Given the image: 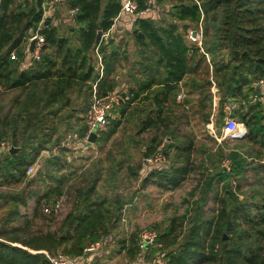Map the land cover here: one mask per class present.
<instances>
[{"label": "trees", "instance_id": "obj_1", "mask_svg": "<svg viewBox=\"0 0 264 264\" xmlns=\"http://www.w3.org/2000/svg\"><path fill=\"white\" fill-rule=\"evenodd\" d=\"M65 1L68 11H77L69 18L72 25L66 34L46 16L45 0H0V144L10 141L15 147L0 156V209L12 207L2 216L0 264H52L46 253H63L85 264L86 249L110 236L124 218L126 202L101 196L98 191L101 169L69 191L72 207L63 220L48 206L50 202L56 205L54 197L66 194L72 178L62 173L70 163L60 132V123L74 118L75 113L67 111L74 103L71 94L87 92L85 99L90 104L94 85L101 96L116 91L117 72L130 59L126 44L122 40L119 44L111 33L122 0ZM138 1L142 8L145 0ZM163 1L159 7L165 2L169 5L162 24L152 16L118 20L117 25L132 22L129 37L138 45L137 57L126 67L128 87L121 86L128 98L119 107L121 115L141 106V113L147 115L140 122L144 133L161 127L167 130L180 119L174 115L176 109H192L205 123L213 114L217 116L222 123L216 126L219 135L230 116L247 126L249 147L224 155L222 161L227 160L228 166L212 160L213 167H205V159L204 164L195 163V139L180 141L171 132L172 143L164 149L168 157L175 149L171 163L150 169L144 184L172 191L193 174L199 172L200 177L183 214L171 217L165 227L155 226L156 237L147 250L150 255L162 254L165 264H264V108L259 100L254 101L261 92L257 82L264 79V0H200L204 45L211 64L187 38L190 24L198 26L202 20L196 2ZM41 24L45 45L41 58L35 59L27 55L25 47ZM99 31L109 34L97 43ZM211 36L214 38L207 42L206 37ZM97 52L104 66L102 77ZM181 82L188 96L183 103L177 101ZM89 104L82 111L85 115ZM108 125L98 141H109L118 132L121 119L111 116ZM75 126L69 125V129ZM86 130L85 124L79 130L82 137ZM160 144L154 136L144 145L143 159ZM55 148L59 153L40 160L44 151ZM36 164L39 167L30 175L28 169ZM142 165L143 161L128 170L138 175ZM116 174L117 170L112 171V176ZM19 185L22 187L16 191L3 190ZM30 199L35 201L31 213L22 212ZM47 207L49 213L44 210ZM40 221L49 224L38 226ZM140 237V231H134L120 239L119 252L132 261L140 259Z\"/></svg>", "mask_w": 264, "mask_h": 264}, {"label": "rangeland", "instance_id": "obj_2", "mask_svg": "<svg viewBox=\"0 0 264 264\" xmlns=\"http://www.w3.org/2000/svg\"><path fill=\"white\" fill-rule=\"evenodd\" d=\"M162 1L163 0H159V3ZM166 4L169 5V2L162 4V6L157 9L156 15L152 16L155 17V21L158 22V24H162V19L168 17V15H164ZM57 14L59 15L57 16ZM71 16L70 12L68 14V10L64 4L58 7L56 14H53L51 18L53 24L57 25L60 31L66 34L67 28L72 25L69 20ZM129 22L130 21H126V23ZM189 27V29H197V26L194 24H190ZM127 29L129 28H126L124 25H116L111 32L114 33L113 37L119 44H122L121 40L126 44L127 55L130 56L128 60L130 63H128V61L123 62L122 68L117 72V89L119 88L120 91L122 89L121 86H123V81H126L127 78L125 77V67L132 64L134 58L137 57L138 50V45L135 40L129 37L132 29ZM213 31L214 30L211 29L210 33H213ZM212 38H214V36L210 38L206 37V41L210 42ZM86 95L87 92L79 93L77 91L71 94L74 101L72 105L73 108H68L67 111L69 114L75 113L74 118L71 119L70 123L63 121L60 123V132L64 135L63 146L68 149L66 157L68 163H70V167L62 173L71 175L72 178L66 186V194L61 197H54L56 201L60 200L59 206H53V202H50L48 206L51 208L54 207L58 220H63L72 207L73 197L69 196V191H71L74 185L79 183L78 181H81L83 178L95 177L96 173H93L94 170L101 169L103 178L98 185V191L101 196L109 195L113 199H115V197H120L126 202L124 205V218L120 222L118 228L109 236L112 240L109 241L106 246L97 250V252L94 251V256L91 260L85 261V264H157L158 260L164 259L161 256L162 254L156 253L150 255V249L148 251V247H145L142 249L143 254L141 258L132 261L126 256L125 252H119L120 245L118 241L134 231H140V236L148 237L151 232H155L153 230L155 226L164 224L162 226L165 227L171 217L183 214L187 206L186 200L193 188L197 186L200 176L199 172L193 174L181 188L172 191H162L153 185H145L143 182L144 176L140 174V171L138 175H132L133 170H128L129 167L136 169L139 164L142 163L144 145H149L150 140L154 136H157L158 142L160 141L161 143L157 149L162 147V144L165 143L163 147V151H165L164 149L172 143V131L180 141L194 138L196 144L194 154L195 163L197 165L204 164L203 160L205 159V167H208V165H211L212 160L223 163V166H228L229 162L227 160L222 161V157L229 154L234 149L241 151L247 149L249 143H247L245 139L231 140L228 137L222 139L224 136L223 131L221 135H219V131L216 130V126L222 125V123L218 122L217 116L214 117L215 123L217 121L215 124V131L220 139L210 135L207 127L209 122L205 123L199 119L198 115L193 114L192 109L187 112L182 111L187 115L186 117L180 109H176L174 115L180 117V119L174 122V124H171L167 130L161 127L159 130L147 129L144 133H141V119L147 116L146 113H141V106L135 109V111L127 112L123 115H121L120 109L117 107L112 112V118L115 119L118 117L121 119V126L118 132L107 142L98 141V137L95 143L87 142L84 137L81 136V131H79L85 127V112L83 113L82 111L86 110L89 104V100L85 99ZM144 104H146V102ZM73 109H76L77 112H74ZM181 115L183 116L181 117ZM72 124H77V126L69 129V125ZM108 130L109 125L102 132H107ZM164 131H168V133H164ZM7 143L10 145V141ZM174 151L175 149L171 151L169 157L167 156L169 163L172 161V154ZM51 153L59 152L56 148L53 150H46L42 153L40 160L43 162ZM262 156H264V149ZM33 167L34 170L29 173L30 175L35 173L39 165L36 164ZM211 167H213V165H211ZM114 170H117V174L112 176V171ZM248 174L253 175V171H249ZM21 187V185L10 188L6 187L3 188V190L16 191ZM36 187L40 188L41 186L36 183ZM40 189L43 191V187ZM249 190L248 188L245 191ZM34 205L35 201L30 199L29 207H22V212L27 211L31 213ZM10 208L12 207L8 205L0 209V226L5 218V216H2L8 209L10 210ZM48 224L49 223L45 221L38 222V226L46 227Z\"/></svg>", "mask_w": 264, "mask_h": 264}, {"label": "built area", "instance_id": "obj_3", "mask_svg": "<svg viewBox=\"0 0 264 264\" xmlns=\"http://www.w3.org/2000/svg\"><path fill=\"white\" fill-rule=\"evenodd\" d=\"M196 4L199 6L201 12H202V20L197 26V29H188L187 31V38L188 41L191 44L196 45L199 50L206 55L207 60L209 63L211 62V58L209 53L206 51L204 47V41H205V31L203 27V16H204V11L202 8V3L200 0H194ZM58 3H65V0H45L44 2V8H45V14L47 10L54 4ZM159 0H145L144 6L141 8L140 3L138 0H122V8L119 16L116 18L115 22L121 19L122 17L126 18H135V17H140V16H155L157 13V9L159 8ZM76 10H71L70 14L74 16L76 14ZM124 26L126 28L131 29L132 28V22L125 23ZM42 27V24L40 27L34 31L30 37L27 40L26 47H25V52L27 55L35 58V59H40L41 54H42V48L45 45V37L40 33V29ZM109 33L103 34L104 36H107ZM33 39H36V48L35 52L32 55L30 53V45ZM98 56V65L100 68V77L103 76L104 72V66L102 64V57L101 55L97 52ZM15 58V55L13 56ZM30 57V58H31ZM211 64V63H210ZM257 87L260 89V94L256 95L254 97V101L259 100L263 104L264 108V79H261L257 82ZM212 91L216 93V88H215V82L213 81V87ZM187 98V95L184 91H180L177 95V101L183 103L185 99ZM128 98L123 96L122 92L120 90L114 91L112 93H109L105 96H101L98 94L96 85H94L93 89V94L90 100L89 108L88 111L85 115V124H86V133L84 136L85 141L89 142V138L91 133H96L98 136L100 133L108 126L109 124V119L112 116V112L114 109L117 107L122 106L123 104H126ZM186 108L189 109V105H186ZM208 131L210 135L215 136L218 138L216 135L215 131V119H214V114L211 116L210 122L207 124ZM223 134L224 136L222 137H228L231 140H243L246 138L248 135V129L247 126L245 125L244 122L238 121L230 116L226 118L225 126L223 128ZM220 139V138H218ZM167 140V139H166ZM165 146V143L162 144V147L157 149L154 153L146 156L143 159V165L140 170V174L145 176L146 173L150 169L154 168H162L167 166L168 164V158L166 153L163 151V147ZM10 150V145L4 141L0 144V156L3 153H6ZM34 167H30L28 169V173L33 172ZM56 206H59L60 200L55 201ZM46 213L50 212V208L47 207L44 209ZM156 237V233L151 232L148 237H140L139 245L141 249L148 247L150 244L154 243ZM112 239L109 236L103 237L100 241L96 242L95 244L91 245L86 249V253L88 256L85 258V261L91 260V258L94 256V251L97 252V250L101 249L102 247L106 246L109 241ZM48 255L49 260L51 261L52 264H83V262H80L77 258L76 259H70L63 253H58L55 255ZM157 264H165L164 259L158 260Z\"/></svg>", "mask_w": 264, "mask_h": 264}, {"label": "crops", "instance_id": "obj_4", "mask_svg": "<svg viewBox=\"0 0 264 264\" xmlns=\"http://www.w3.org/2000/svg\"><path fill=\"white\" fill-rule=\"evenodd\" d=\"M65 5H66V1H65V3H64ZM64 4H60V3H58V4H54V5H52L48 10H47V12H46V16L47 17H51L53 14L55 15L56 14V12H57V9H58V7L60 6V5H64ZM69 12L70 11H68V14H69ZM69 18V17H68ZM117 23H118V21H116V23H115V25H114V28L116 27V25H117ZM119 25H122L121 24V21L119 22ZM113 35H114V33H113ZM103 36L104 35H102V38H103ZM125 71H126V67H125ZM128 76V73H127V71H126V73H125V77H127ZM124 87H128V84L126 83V81H123V84H122ZM180 86H181V90L182 91H184L185 92V88H184V83L183 82H181L180 84H179ZM122 86V87H123ZM117 90H119V88L118 89H116V91ZM186 93V92H185ZM187 95V94H186ZM214 113H216L217 112V108H218V97H216L215 98V103H214Z\"/></svg>", "mask_w": 264, "mask_h": 264}, {"label": "water", "instance_id": "obj_5", "mask_svg": "<svg viewBox=\"0 0 264 264\" xmlns=\"http://www.w3.org/2000/svg\"><path fill=\"white\" fill-rule=\"evenodd\" d=\"M102 35H103V32L102 31H99L98 34H97V38H96V42L99 43L101 38H102ZM140 35L145 38V35L143 33L140 32ZM36 42L37 40L36 39H33L32 42H31V45H30V53L33 55L34 52H35V48H36ZM97 137L98 135L94 132V133H91L90 135V138H89V142L91 143H95L97 141ZM15 150V147L14 146H10V152H13Z\"/></svg>", "mask_w": 264, "mask_h": 264}]
</instances>
